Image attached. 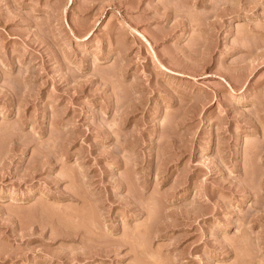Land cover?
Segmentation results:
<instances>
[{
    "label": "rangeland",
    "instance_id": "1",
    "mask_svg": "<svg viewBox=\"0 0 264 264\" xmlns=\"http://www.w3.org/2000/svg\"><path fill=\"white\" fill-rule=\"evenodd\" d=\"M0 264H264V0H0Z\"/></svg>",
    "mask_w": 264,
    "mask_h": 264
}]
</instances>
